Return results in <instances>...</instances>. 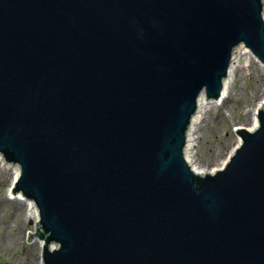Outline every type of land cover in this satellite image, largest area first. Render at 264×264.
<instances>
[{
  "label": "water",
  "instance_id": "water-1",
  "mask_svg": "<svg viewBox=\"0 0 264 264\" xmlns=\"http://www.w3.org/2000/svg\"><path fill=\"white\" fill-rule=\"evenodd\" d=\"M263 6L0 0V157L41 264H264V101L221 168L182 152L233 49L264 68Z\"/></svg>",
  "mask_w": 264,
  "mask_h": 264
},
{
  "label": "rangeland",
  "instance_id": "rangeland-1",
  "mask_svg": "<svg viewBox=\"0 0 264 264\" xmlns=\"http://www.w3.org/2000/svg\"><path fill=\"white\" fill-rule=\"evenodd\" d=\"M225 92L220 103L204 108L194 130L189 159L202 170L208 171L225 161L237 139L232 126L240 125L255 111L258 101L264 100V68L249 53L240 56L232 67ZM11 181L10 171L0 163V264H25V255H29V264H37L41 252L37 242L41 241L35 234L27 240V233L34 231L27 209L16 214L17 203L1 201L11 198Z\"/></svg>",
  "mask_w": 264,
  "mask_h": 264
},
{
  "label": "bare ground",
  "instance_id": "bare-ground-1",
  "mask_svg": "<svg viewBox=\"0 0 264 264\" xmlns=\"http://www.w3.org/2000/svg\"><path fill=\"white\" fill-rule=\"evenodd\" d=\"M261 19H262V21L264 23V6L262 7ZM245 53L246 54L249 53V51H248V49L246 47L238 46V47H235L233 49V52L230 55L231 60H230V62L228 63V65L226 67V69H227L226 70V76L223 79L222 87L220 89V96L217 99L210 101V100H207L205 97H203V95H201V94H200L199 97H197L195 99V103H194L195 111H194L193 115L190 116L191 118H190L189 124H188V126L186 128L187 131H186V134H185V142H184V146H183L182 152H183V158H184L185 162L188 164V167L191 170H193L195 173H197V174H201L203 172L211 173L214 170H216L217 168H221L226 163L225 162L226 159H225V161L223 160L221 163L216 165L214 168H211L208 171H206L204 169L203 170L199 169L197 166H195V164L190 161V159H189L190 157L189 156L192 153L191 152V148H192L194 130L196 129L195 127L197 126V124L201 120V114L203 113L204 108L206 106L212 105V104L217 105L218 102L220 103L223 100V98L226 96V94H225L226 92L225 91H226L227 85L229 83V77H230V74L232 72V67L237 62V60H239L240 56L245 55ZM251 58L254 60V62L257 63V61H255L253 56H251ZM263 101H260V102L258 101L257 108H258V106H260V104L263 103ZM256 109H255V111L253 110L252 112H250L249 115L247 116V119L243 120V122L240 125L236 124V125H234L232 127H234L235 130L237 128H244L247 131L254 129L256 127V114H255ZM235 130H233V131H235ZM236 138L237 139H236L235 145L230 149V151L228 152L227 156L232 151V149L237 146V144L239 142V138H238L237 134H236ZM227 156L225 158H227ZM0 163H1L2 167H5V168L8 169V171H10V175H11V178H12V181H13V179L18 174L17 167L15 165L5 163L1 159V157H0ZM9 194H11V198L8 197L7 201L1 199L2 203H5V204H16L17 203L15 205L16 206V210H15L16 214L20 213V211L23 208H26L28 213H29V218L32 220V225H33V228H34V223H36L37 219H38V216L36 215L35 205H33L32 201L26 199L25 197H23L18 192L11 193V191H9ZM30 234H32V233H30ZM37 244H38L37 247H39V246L41 247L42 241H41V244H40L39 241L37 242ZM50 246H52V245H50ZM29 260H30L29 259V255H25L24 263L25 264H29ZM37 264H41V262H39Z\"/></svg>",
  "mask_w": 264,
  "mask_h": 264
},
{
  "label": "flooded vegetation",
  "instance_id": "flooded-vegetation-1",
  "mask_svg": "<svg viewBox=\"0 0 264 264\" xmlns=\"http://www.w3.org/2000/svg\"><path fill=\"white\" fill-rule=\"evenodd\" d=\"M211 101V100H210Z\"/></svg>",
  "mask_w": 264,
  "mask_h": 264
}]
</instances>
